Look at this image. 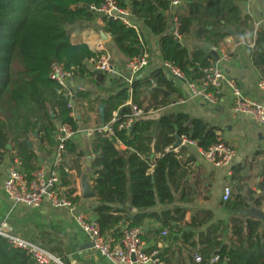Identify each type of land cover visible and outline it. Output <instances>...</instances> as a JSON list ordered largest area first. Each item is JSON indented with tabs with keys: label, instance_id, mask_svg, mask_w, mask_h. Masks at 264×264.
<instances>
[{
	"label": "trees",
	"instance_id": "obj_1",
	"mask_svg": "<svg viewBox=\"0 0 264 264\" xmlns=\"http://www.w3.org/2000/svg\"><path fill=\"white\" fill-rule=\"evenodd\" d=\"M103 1L0 0V165L9 157L12 165L31 180L38 165L36 151L23 142L27 135L53 148L59 124H69L78 132L81 124L93 119L98 129L103 126L98 110L101 103L106 105L107 124L116 111L119 120L131 114L128 105L131 101L142 109L131 128L119 129L115 123L113 135L97 130L90 140L92 155L88 165L91 185L98 195L94 211L100 231L119 238L122 223L143 229L145 221L151 219L160 226L148 233H153L156 242L164 239L168 246L162 249L155 244L147 250L158 249L164 264H175L183 248L190 251L193 264H210L213 256H218L215 264H264V221L260 218L234 215L228 225L219 220L204 232L202 229L213 220L211 211L198 210L189 222L185 219L187 208L182 206L150 211L158 204L189 201L193 194L187 168L192 157L186 156V145L172 147L176 141L174 133L195 141L202 149L223 141L216 127L186 112L152 115V111L171 103L170 96L165 97L155 88H163L177 98L185 94L183 87L170 79L163 68L135 77L130 87L124 85L105 98L94 95L87 87L76 90L74 110L78 112L72 115L65 90L51 78L52 63L62 62L72 72L77 87L98 74L90 63L99 55L86 42H76L74 31L99 27L110 36L113 47L126 61L143 51L141 34L133 27L115 19L98 25V15L91 7H99ZM239 1L185 0L176 14L182 37H193L199 44L190 49L171 29L170 0H117L158 37L163 61L180 68L187 80L197 85L204 77L203 69L214 62L213 55L202 49L201 44L218 48L230 36L227 28L235 29L245 39L251 34L253 20L244 14ZM253 41L252 58L264 76V30H258ZM35 130L39 131L38 136L33 135ZM74 136L65 143L60 176L66 195L72 202H78L81 196L76 194L73 170L82 173L86 152ZM240 170L232 174L231 179L238 182L232 186L229 199L224 200L225 206L232 211L262 206L264 166L257 185L259 192L241 183ZM128 202L135 212L133 217L126 209ZM164 229L169 233L161 237ZM145 234L143 231V241L148 239ZM195 253L202 256V262L194 263ZM0 264L38 263L27 251L12 246L0 235Z\"/></svg>",
	"mask_w": 264,
	"mask_h": 264
},
{
	"label": "crops",
	"instance_id": "obj_2",
	"mask_svg": "<svg viewBox=\"0 0 264 264\" xmlns=\"http://www.w3.org/2000/svg\"><path fill=\"white\" fill-rule=\"evenodd\" d=\"M238 4L244 14H248L253 20L251 34H249L247 39L239 36L242 40L240 43H235L234 37L230 35L218 48L215 46L211 47L212 49H217L219 56L223 52H227L230 55L229 60H220L219 63L228 76L237 81L242 91L264 102V90L259 87L261 74L252 58L253 39L257 35L258 30H264V0H257L255 2L241 0ZM133 20H135L137 27H140L139 31L142 40L150 53L149 65L138 77L149 75L158 68L164 69L158 37L153 35L134 16ZM72 35L75 37L76 42L84 41L96 51L100 43L104 44L112 52L120 72L116 77H110L98 72L95 76L84 80L85 87L92 90L94 95L105 98L109 94L118 91L122 86L128 85L127 79L130 77V72L126 68L128 60L126 61L117 53L108 34L105 33L103 35L99 27H86L74 31ZM228 40H231V42L227 43ZM182 42L190 49H194L199 45L193 37H185L182 39ZM247 42H249V45ZM215 62L217 61L214 60L213 63ZM90 66L93 68L92 62ZM164 71L169 75L166 69ZM169 78L173 80L171 75H169ZM182 87L185 92L183 98H177L176 95L169 92V94H164L165 97H171V103L167 107L152 111V115L157 116L165 112L182 111L190 114L191 117L201 118L210 126L216 127L217 133L223 142L236 149V155L229 166H216L201 156L197 145L194 146L193 144L184 142L182 145H186V148H188L186 156L192 157L191 161L187 163V168L189 170L188 184L192 188L193 194L190 196L189 201L176 200L174 204L167 206L158 204L156 207L150 209V211H161L182 206L187 208L185 219L188 222L198 210L211 211L213 220L202 229L204 232L209 225L219 220L224 221L228 225L230 218L234 215L244 218L256 217L264 221V203L260 207L248 206L232 211L225 206L223 199L225 186L230 185L232 188L238 182L237 179L232 180L231 177L234 170L239 168H241L239 173L241 183L247 186L248 189L250 187L259 192L257 185L261 181L264 166V125L260 124L250 115L235 113L231 107L232 96L228 90H223L219 102L211 105L201 96L192 95L185 86L182 85ZM97 130L96 127H91L88 130L84 128V131L80 130L79 133L81 132L84 135V143L76 138L74 139L79 143L80 148L84 145L82 149L86 152V158L82 160L83 171L80 175L77 171L73 170V177L77 187L76 194L81 196V199L76 204V208L73 210L69 207H54L47 199L43 201L39 208L13 205L1 189V184L7 176L10 166H12V161L9 157H5L0 165V222L7 220L17 235L41 244L42 247L60 259L61 263L59 264H65L64 261H67V264H113L96 252L89 242L86 232L75 219L78 213L83 214L86 219L96 218L94 207L97 203V198H82L80 180L86 170L90 180V168L88 165L90 155H92L90 140ZM90 131H93V134ZM30 141L33 142L32 148L37 154L36 162L38 168L43 167L47 172H50L55 147L51 148L47 143L41 142L38 138L30 139ZM122 147L124 148V146ZM230 170L232 174L228 175ZM126 209L131 211V217H133L135 212L130 202H128ZM123 225L124 223L121 224L120 232H122ZM144 225L143 231L148 237L144 241L146 248L156 244L158 248L165 249L168 243L164 239L156 242L153 238V233H148V230L155 231L158 229L159 223L147 219ZM109 236L113 238V243L115 244L121 238V236L119 238L113 235ZM161 237L164 236L161 235ZM189 254L190 251L183 248L182 255L174 260V263L193 264V260H191Z\"/></svg>",
	"mask_w": 264,
	"mask_h": 264
},
{
	"label": "built area",
	"instance_id": "obj_3",
	"mask_svg": "<svg viewBox=\"0 0 264 264\" xmlns=\"http://www.w3.org/2000/svg\"><path fill=\"white\" fill-rule=\"evenodd\" d=\"M185 0H170L171 29L179 40L183 37L179 31L181 22L176 11ZM246 2H255L257 0H245ZM97 13V23L101 26L105 25V21L115 19L122 21L125 25L133 27L138 33L133 15L128 8H123L117 0H104L99 7H91ZM143 51L136 57L128 60L126 64L130 77L127 84L130 87L135 77H138L150 62V53L142 40ZM228 40L227 43H230ZM217 51L216 48H213ZM99 55L92 61L93 69L110 77H116L120 74L117 63L115 62L112 52L100 43L97 46ZM230 55L223 52L219 56V60L203 69L204 77L200 85L189 82L183 71L169 62H163L164 69L173 77V80L185 86L192 95L201 96L207 103L214 105L219 102L223 90L231 93V107L235 113L250 115L260 124L264 125V102H261L242 91L237 81L229 77L222 68L219 61H227ZM51 78L57 81L65 90L68 97V106L73 109L72 115L75 116L74 107L76 90L85 88L84 83L75 87L72 79V72L67 70L62 62L54 61L52 63ZM168 75V76H169ZM259 87L264 90V76L259 80ZM131 107V114L127 115L123 120H119L117 111L113 113V117L109 123L98 128L99 132L106 131L109 135L114 134L113 125L118 123L119 129H129L132 124L142 114V109L138 108L131 101H128ZM77 132L74 131L69 124H59L55 139L57 144L52 157V165L50 172L40 167L33 173V178L29 180L13 165L10 166L8 174L1 184V189L13 205H21L29 208H39L43 201L47 199L54 207H69L75 209L77 202H72L68 195L62 193L61 185V163L65 151V143L72 138ZM184 142H188L196 146L195 141H191L182 137ZM118 145V144H116ZM119 146V145H118ZM121 146H123L121 144ZM120 148V146H119ZM199 153L206 160L216 166H229L232 159L236 155V149L226 142H218L208 149L198 148ZM232 171L228 172L231 175ZM231 186L226 185L223 192V199L227 200L231 194ZM75 219L79 226L86 232L92 247L103 257L107 258L113 264H163L159 259V250L155 249L149 252L142 239L143 229L140 227H131L128 222L123 225L121 238L118 243H113V238L102 233L99 224L95 219H86L83 214H76ZM0 235L7 239L9 244L14 247L24 249L29 253L38 264L61 263L60 259L46 250L41 244L20 237L14 232L13 227L7 220L0 222ZM162 236L168 235V230L161 232ZM197 263L202 262V256L199 253L194 254ZM218 256L210 259V264H215Z\"/></svg>",
	"mask_w": 264,
	"mask_h": 264
},
{
	"label": "water",
	"instance_id": "obj_4",
	"mask_svg": "<svg viewBox=\"0 0 264 264\" xmlns=\"http://www.w3.org/2000/svg\"><path fill=\"white\" fill-rule=\"evenodd\" d=\"M226 32L229 35L234 37L235 43H240L242 41L241 38L238 35V32L235 29L227 28ZM102 34L104 35L105 33L102 31ZM201 48L206 50V51H208V52H210L213 55L214 60H216V61L219 60L218 52L216 50L212 49L210 44L201 45ZM155 90L160 91V92L164 93L165 95L169 94L168 91H166L163 88H155ZM105 108H106V105L104 103H101L99 105V107H98L102 125L105 124V118H106V116H105ZM53 115L54 114L52 113V116ZM78 118H80V115L78 116ZM33 135L34 136H38L39 135V131L35 130ZM174 137L176 138V141L172 145L173 148H177V147L181 146L184 143L183 139L181 137H179L176 133H174ZM23 142H26L29 147L33 146V142L30 141V137L28 135L25 137ZM7 147L9 148V147H11V145L8 144ZM116 147H117V149H119L118 145H116ZM80 186H81V193H82V198L83 199H93V198H97L98 197L97 193L92 188V185H91L90 180H89V174L87 173V170L81 176ZM65 192H66V188L62 187V193L65 194Z\"/></svg>",
	"mask_w": 264,
	"mask_h": 264
},
{
	"label": "rangeland",
	"instance_id": "obj_5",
	"mask_svg": "<svg viewBox=\"0 0 264 264\" xmlns=\"http://www.w3.org/2000/svg\"><path fill=\"white\" fill-rule=\"evenodd\" d=\"M111 48V47H110ZM112 49H113V47H112ZM74 112H75V114L78 112V109H75L74 110ZM79 116V115H78ZM77 116V117H78ZM95 121L93 120V119H91L90 121H89V123L87 122V124H81V128H80V130L81 131H84V128L85 129H89V128H95L96 127V124L94 123ZM90 133H92L93 134V131L91 132L90 131ZM77 139V140H79L80 142H83L84 143V135L83 134H81V132L79 133V131L77 132V135L76 136H74V139ZM82 148H84V145L82 146Z\"/></svg>",
	"mask_w": 264,
	"mask_h": 264
}]
</instances>
